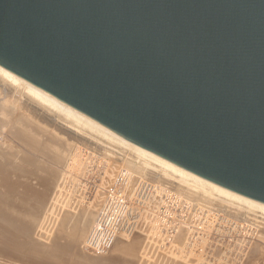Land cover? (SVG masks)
<instances>
[{
  "label": "water",
  "instance_id": "1",
  "mask_svg": "<svg viewBox=\"0 0 264 264\" xmlns=\"http://www.w3.org/2000/svg\"><path fill=\"white\" fill-rule=\"evenodd\" d=\"M0 69L264 209V0H0Z\"/></svg>",
  "mask_w": 264,
  "mask_h": 264
},
{
  "label": "bare ground",
  "instance_id": "2",
  "mask_svg": "<svg viewBox=\"0 0 264 264\" xmlns=\"http://www.w3.org/2000/svg\"><path fill=\"white\" fill-rule=\"evenodd\" d=\"M43 121L53 123L58 129L64 127L75 134L77 138H82L86 142L88 140L91 143L94 142L96 147L97 144L100 145L99 148L103 147L102 155L106 161H104V165L102 164L104 167L101 168V173H103L101 177L102 189L103 186H110L114 182L117 168L110 163L115 162L119 154L122 156H119L118 159H121L123 165L126 166L124 169L139 177H147L152 182L166 187V189L174 190L186 198L191 207L200 205L208 209L224 208L232 215L234 213L239 217L245 216L249 222L251 220L256 221V218L251 217L250 213L253 215L260 213L261 217H264V209L157 162L56 106L0 69V134L7 130L29 149L37 150L43 163L40 172L48 173L47 177H43L39 175L38 170L25 169V171L18 172L17 168L5 163L6 156L0 152V244L10 245L6 253L11 252V249H19L23 245V236L32 230L30 229L32 226L37 231L34 234L39 235L40 232L45 231L46 226L53 218L54 222L57 220L56 209L62 193L65 173L57 169L53 170L51 166L47 165V160L52 159L57 163L65 164L67 167L78 164L76 154L72 153V150L78 145L75 146L68 140L63 142L57 137L56 131L50 130L48 126L43 124ZM45 134L48 136V142L41 138ZM58 140L62 146L59 145ZM56 147L59 148L56 150ZM27 160H31L30 156L27 157ZM70 160L72 161L69 162ZM87 168L89 166H86V170H88ZM31 177H34L32 180H37L38 184L43 186V191L32 188L28 183ZM101 191H98L95 199L92 200L93 202L79 213L76 221L73 218L75 214L70 211L62 217L60 223L62 229L60 231L64 232L71 222L69 234L72 235L75 243L86 238L88 226L94 218V214L98 213L101 200L104 198ZM49 192L50 195L48 196ZM245 212H247L246 215H244ZM23 218H27L31 225L24 222ZM190 218V216L187 218V223H190ZM190 227V225H186L185 230H181L179 237L176 236L177 238L172 243L183 246ZM137 233L132 237L120 235L111 251L124 257H132L134 260L141 261L142 264H147L151 260L160 261V263L165 262V264L167 261L170 264H203L200 255L198 257L196 254L184 252L180 246L179 248L176 247L178 251L175 252V245L172 247L171 244L167 247L166 244L162 243V237L152 229L150 216L144 218ZM35 245L37 246V244H34V248Z\"/></svg>",
  "mask_w": 264,
  "mask_h": 264
},
{
  "label": "built area",
  "instance_id": "3",
  "mask_svg": "<svg viewBox=\"0 0 264 264\" xmlns=\"http://www.w3.org/2000/svg\"><path fill=\"white\" fill-rule=\"evenodd\" d=\"M80 152L83 160L94 159L86 149ZM148 216L154 232L168 245L190 225L184 246L189 252L201 254L203 264H242L258 233L253 224L238 222L216 208L191 207L174 190L122 168L105 190L83 250L108 255L120 235H135Z\"/></svg>",
  "mask_w": 264,
  "mask_h": 264
},
{
  "label": "rangeland",
  "instance_id": "4",
  "mask_svg": "<svg viewBox=\"0 0 264 264\" xmlns=\"http://www.w3.org/2000/svg\"><path fill=\"white\" fill-rule=\"evenodd\" d=\"M43 124L48 126L50 130L54 129L58 134L57 137L60 138L63 142L68 140L70 143L75 144V146L78 145L79 148L76 146L77 148L75 147L76 149L74 148V150H72V153L76 154V158H78L77 159L78 164L67 167L65 164L57 163L52 159L47 160L48 163L47 165L51 166L53 170L57 169L65 173V179L62 183V193L61 196L59 197V203L57 204V209H56L57 220L56 222H54V218H53V220L50 221L46 226L45 231L42 233L40 232L39 235L34 234L37 231L35 230V227L32 226L30 228L32 230L29 231L30 233L28 232V234L25 235L26 237L23 236L24 238L22 240L24 242L19 249H11V252L6 253L8 250L7 248H9L10 245L7 246L5 244L3 245L0 244V264H142L141 261L134 260L132 257L117 256L116 253H113L114 251L113 252L111 251L106 256L92 255L85 252L83 250V244L88 234L86 235V238L84 240H82L79 243H75L72 238V235L69 234L70 233L69 227L72 225L71 222L66 227L64 232L60 231V229H62L60 228L61 227L60 223L62 221V217L65 215L66 212L69 211L73 212L75 214L73 218L76 221L77 219L76 217H78L79 213L82 212V210H84L87 207V205H90V203L93 202L92 200L95 199L97 192L102 190L101 191L102 197H104L105 190H107L112 184L106 187L103 186L102 189L101 177L103 176V173H101L102 172L101 168L104 167L103 163L104 161H106L104 160L102 155V153L104 152L103 147L99 148L100 145L98 144L96 147V144L94 142L91 143V141L89 140L86 142L82 138L79 137L77 138L75 134L69 132V130L65 129L63 126H62L63 128L58 129L51 122L49 123L48 121H43ZM42 136L43 137L41 138H43L48 142L47 134ZM58 143L60 146H62V143L59 140ZM58 148L59 147H56V150ZM82 149H86L87 151H89V153L91 152L94 156V159L92 161H89V157H88L87 160L86 159L83 160L82 154L80 152ZM0 152H3L6 156L5 163L9 166H12L13 168H17L18 172L25 171V169L30 171L38 170L40 176L43 177L48 176V173L45 174V172H40L43 165V163L41 162L40 153H38L37 150L29 149L23 142L18 140V138L15 135L11 134L7 130H4L3 134H0ZM24 152H27V154H24ZM28 156H30L31 159L30 161L27 160ZM119 156L122 155L118 154L117 157L119 158ZM118 158H116L117 160L115 159L116 160L115 162L112 161V164L110 163V165H113L117 168L116 176L120 169L126 168V166L123 165L121 159ZM71 161L72 160H70L69 162ZM86 166H89V168H87L88 170H86ZM116 176L114 177V180ZM32 178L34 177H31L28 182L30 183L32 188L36 189L37 191H43L44 190L43 186L39 185L37 180L35 179L32 180ZM149 181L152 182L151 179ZM49 195L50 192L48 193V196ZM218 210L221 211L222 213L228 214L229 215V216L227 215L228 217L232 219L234 218L238 222L239 221L243 223L248 222V224H252L253 222L252 226L257 228L256 230H258L259 232L257 234L258 237H256V239L253 241L248 256L242 264H264V240H263L264 217L263 216L261 217L260 213H256L254 215L253 213H250V216L256 218V221L251 220V222H249L248 219L247 220L245 219V216L239 217L236 214L234 215V213L232 215L227 210H224V208H220V209L218 208ZM246 214L247 212H245L244 215ZM230 215L233 217H231ZM96 216L97 214L96 215L94 214V218L92 219V221L88 226V230H87L88 233L95 221ZM23 219L24 222L28 224L30 223V221L27 218H23ZM257 220L261 221L262 223L258 222ZM256 223L258 227H256L257 226ZM34 244H37V246L35 245L36 246L35 248H34ZM171 244L172 247L175 245L174 246L175 248L177 246L179 248L180 246L172 242ZM184 244L183 246H180V248L183 249L184 252L185 251L189 252L188 250H185ZM166 246L169 247L167 243ZM175 248L174 250L175 252H177L178 250L177 248L176 249ZM189 253L196 254L193 253V251ZM196 255L198 257L200 256L202 257L201 254H196ZM158 263L165 264V262L160 263V261L154 262L152 260L147 264H158ZM166 264H170V263L167 261Z\"/></svg>",
  "mask_w": 264,
  "mask_h": 264
},
{
  "label": "crops",
  "instance_id": "5",
  "mask_svg": "<svg viewBox=\"0 0 264 264\" xmlns=\"http://www.w3.org/2000/svg\"><path fill=\"white\" fill-rule=\"evenodd\" d=\"M117 256L123 257V255L117 254Z\"/></svg>",
  "mask_w": 264,
  "mask_h": 264
}]
</instances>
